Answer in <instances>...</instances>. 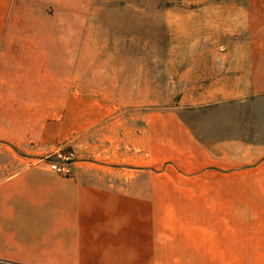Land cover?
Listing matches in <instances>:
<instances>
[{
    "label": "crops",
    "instance_id": "crops-1",
    "mask_svg": "<svg viewBox=\"0 0 264 264\" xmlns=\"http://www.w3.org/2000/svg\"><path fill=\"white\" fill-rule=\"evenodd\" d=\"M73 1L79 0H0V142L26 151L31 161L0 178V264H264L259 200L217 198V191L231 190L221 183L158 182L162 172L153 180L151 121L145 122L143 142L130 120L122 131L111 119L89 133L109 115L95 99L91 116L78 122L79 112H88L89 92L130 94L136 79L115 73L110 88L75 82L76 49L83 43L73 39L71 17L82 11ZM57 16H63L61 23ZM195 82L181 87L204 88L200 79ZM152 86L167 89L168 81ZM250 87L259 92L264 83L254 75ZM100 131L119 160L142 161L144 167L81 166L65 178L32 150L73 140V133L90 146V137ZM183 139V151L198 150V160L208 165L247 157L232 156L231 139L214 148L188 131ZM158 144L162 154L167 141ZM80 150L86 157L87 150ZM252 172L259 180V163Z\"/></svg>",
    "mask_w": 264,
    "mask_h": 264
},
{
    "label": "rangeland",
    "instance_id": "rangeland-1",
    "mask_svg": "<svg viewBox=\"0 0 264 264\" xmlns=\"http://www.w3.org/2000/svg\"><path fill=\"white\" fill-rule=\"evenodd\" d=\"M75 7L82 11L71 17L77 32L73 39L83 43L76 49L75 82L93 86L98 81L100 87L110 88L115 73L136 79L130 94L89 92L88 112H79L78 122L91 116L89 106L95 99L109 115L89 133L111 119L121 123L122 131V123L130 120L143 142L145 122L151 121L153 180L162 172L158 182L221 183L231 190L217 191V198L259 200L264 205V90L253 92L250 87L254 75L264 83V0H79ZM61 20L63 16H57L56 23ZM197 79L204 88L181 87L197 84ZM163 80L168 81L167 89L148 88ZM77 85L73 83V89ZM230 90L231 96L223 94ZM185 131L210 148L231 139L232 156L247 157L208 165L198 160V150L183 151ZM102 132L90 137V146L73 133V140L32 150H38L37 160L47 167L55 152L70 153L72 175L65 178L74 177V169L81 166L144 167L142 161L127 165L119 160L111 139L103 138ZM160 139L167 141L162 154ZM80 145L87 150L86 157ZM26 155L0 142V178L31 163ZM258 163L259 180L252 172ZM245 171L252 174H239Z\"/></svg>",
    "mask_w": 264,
    "mask_h": 264
},
{
    "label": "built area",
    "instance_id": "built-area-1",
    "mask_svg": "<svg viewBox=\"0 0 264 264\" xmlns=\"http://www.w3.org/2000/svg\"><path fill=\"white\" fill-rule=\"evenodd\" d=\"M72 155L70 153H54V161L48 163L49 169L61 176H71L72 167L70 166V160Z\"/></svg>",
    "mask_w": 264,
    "mask_h": 264
}]
</instances>
